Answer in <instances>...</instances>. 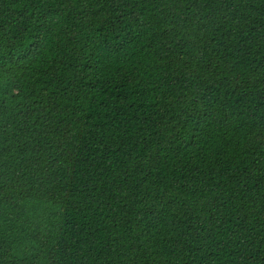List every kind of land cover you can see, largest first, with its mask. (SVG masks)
<instances>
[{"label":"trees","instance_id":"trees-1","mask_svg":"<svg viewBox=\"0 0 264 264\" xmlns=\"http://www.w3.org/2000/svg\"><path fill=\"white\" fill-rule=\"evenodd\" d=\"M0 264H264V0H0Z\"/></svg>","mask_w":264,"mask_h":264}]
</instances>
